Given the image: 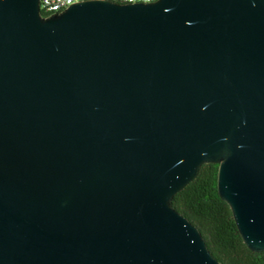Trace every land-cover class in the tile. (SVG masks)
Returning <instances> with one entry per match:
<instances>
[{
    "label": "water",
    "instance_id": "1",
    "mask_svg": "<svg viewBox=\"0 0 264 264\" xmlns=\"http://www.w3.org/2000/svg\"><path fill=\"white\" fill-rule=\"evenodd\" d=\"M206 164L264 252V0H0V264H226Z\"/></svg>",
    "mask_w": 264,
    "mask_h": 264
},
{
    "label": "trees",
    "instance_id": "2",
    "mask_svg": "<svg viewBox=\"0 0 264 264\" xmlns=\"http://www.w3.org/2000/svg\"><path fill=\"white\" fill-rule=\"evenodd\" d=\"M218 164H206L174 198V206L198 227L212 253L226 264H264V252L244 243L229 205L218 191Z\"/></svg>",
    "mask_w": 264,
    "mask_h": 264
},
{
    "label": "built area",
    "instance_id": "3",
    "mask_svg": "<svg viewBox=\"0 0 264 264\" xmlns=\"http://www.w3.org/2000/svg\"><path fill=\"white\" fill-rule=\"evenodd\" d=\"M84 0H40V9L44 16H49L54 13H60L66 10L71 5ZM116 3H151L157 0H110Z\"/></svg>",
    "mask_w": 264,
    "mask_h": 264
}]
</instances>
